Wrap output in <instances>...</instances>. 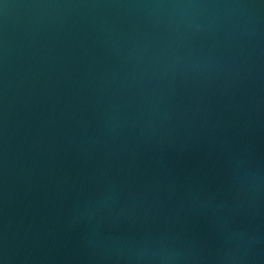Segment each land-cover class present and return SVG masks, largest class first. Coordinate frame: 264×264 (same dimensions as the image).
Wrapping results in <instances>:
<instances>
[{"label": "water", "instance_id": "95a60500", "mask_svg": "<svg viewBox=\"0 0 264 264\" xmlns=\"http://www.w3.org/2000/svg\"><path fill=\"white\" fill-rule=\"evenodd\" d=\"M0 264H264V0H0Z\"/></svg>", "mask_w": 264, "mask_h": 264}]
</instances>
